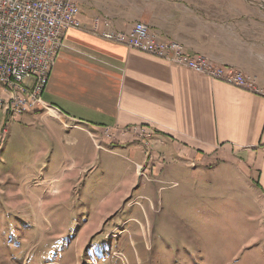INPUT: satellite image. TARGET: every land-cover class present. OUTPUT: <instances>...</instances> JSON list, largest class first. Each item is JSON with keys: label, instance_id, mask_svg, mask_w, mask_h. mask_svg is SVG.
Segmentation results:
<instances>
[{"label": "rangeland", "instance_id": "obj_1", "mask_svg": "<svg viewBox=\"0 0 264 264\" xmlns=\"http://www.w3.org/2000/svg\"><path fill=\"white\" fill-rule=\"evenodd\" d=\"M23 108L6 125L0 107V264H264V198L239 175L179 165L158 179L175 161L153 142L147 154L128 131L83 129L94 147L59 109ZM34 111L59 135L18 123ZM125 139L140 162L116 146Z\"/></svg>", "mask_w": 264, "mask_h": 264}, {"label": "crops", "instance_id": "obj_2", "mask_svg": "<svg viewBox=\"0 0 264 264\" xmlns=\"http://www.w3.org/2000/svg\"><path fill=\"white\" fill-rule=\"evenodd\" d=\"M76 3L83 30L66 34L43 92L44 101L59 109L67 123L93 133L105 128L147 129L156 154L175 161L174 166L164 165L158 171V179L179 165H218L223 173L239 175L264 198V98L90 33L98 18L108 21L103 30L111 32H127L142 22L160 40L180 43L188 54L238 69L263 85L264 7L260 2ZM19 120L25 127L42 123L40 132L59 135L58 122L42 111L22 115ZM82 130L73 131L83 132L93 144ZM131 141L125 139L116 146L124 148L130 160L140 162L142 150ZM40 143L45 144L44 140ZM69 144L78 145L77 140ZM74 151L82 153L80 147Z\"/></svg>", "mask_w": 264, "mask_h": 264}, {"label": "built area", "instance_id": "obj_3", "mask_svg": "<svg viewBox=\"0 0 264 264\" xmlns=\"http://www.w3.org/2000/svg\"><path fill=\"white\" fill-rule=\"evenodd\" d=\"M256 2L264 7V0ZM78 14L76 0H0V107L8 119L6 125L17 118L8 116V109L16 105L48 106L54 112V107L44 101L43 92L66 34L83 30ZM105 27L107 20L95 19L90 33L264 98V84H256L233 67L215 65L203 55H190L180 43L160 40L142 22L127 32L103 30ZM123 131L133 134L135 140L145 141L147 154H151L152 140L145 139L147 129L132 127ZM105 137L110 139L112 135Z\"/></svg>", "mask_w": 264, "mask_h": 264}, {"label": "bare ground", "instance_id": "obj_4", "mask_svg": "<svg viewBox=\"0 0 264 264\" xmlns=\"http://www.w3.org/2000/svg\"><path fill=\"white\" fill-rule=\"evenodd\" d=\"M51 74V73H50ZM17 106H20V105H17ZM21 106H24V105H21ZM43 107V109L46 111V112H51V109L49 108V107H47V106H42ZM27 109L28 108H31V107H26ZM26 108L24 107L23 109L24 110H26ZM14 109V108H13ZM54 110H55V112L57 111L55 108H54ZM12 112V111H11ZM20 112V111H19ZM15 113V112H14ZM54 113V112H53ZM11 115V114H10ZM52 115V114H51ZM9 116V115H8ZM145 136H146V134H145ZM52 192H54V191H52Z\"/></svg>", "mask_w": 264, "mask_h": 264}]
</instances>
